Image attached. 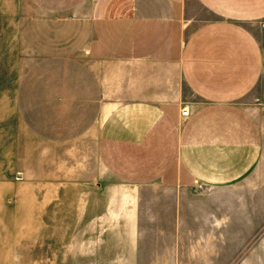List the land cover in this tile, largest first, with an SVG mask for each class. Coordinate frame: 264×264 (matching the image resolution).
Returning a JSON list of instances; mask_svg holds the SVG:
<instances>
[{
  "label": "crops",
  "instance_id": "obj_1",
  "mask_svg": "<svg viewBox=\"0 0 264 264\" xmlns=\"http://www.w3.org/2000/svg\"><path fill=\"white\" fill-rule=\"evenodd\" d=\"M26 2L14 110L34 140L90 141L91 180L191 193L180 224L264 186V0Z\"/></svg>",
  "mask_w": 264,
  "mask_h": 264
},
{
  "label": "rangeland",
  "instance_id": "obj_2",
  "mask_svg": "<svg viewBox=\"0 0 264 264\" xmlns=\"http://www.w3.org/2000/svg\"><path fill=\"white\" fill-rule=\"evenodd\" d=\"M26 9L0 0V264H264L263 185H234L180 224L191 193L91 180L90 141L50 147L22 128L14 97L33 56L16 21Z\"/></svg>",
  "mask_w": 264,
  "mask_h": 264
},
{
  "label": "built area",
  "instance_id": "obj_3",
  "mask_svg": "<svg viewBox=\"0 0 264 264\" xmlns=\"http://www.w3.org/2000/svg\"><path fill=\"white\" fill-rule=\"evenodd\" d=\"M181 116L183 117H187L188 116V110L186 108L183 109V111L181 112ZM21 174H17V180H19L21 177Z\"/></svg>",
  "mask_w": 264,
  "mask_h": 264
}]
</instances>
